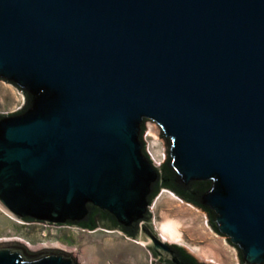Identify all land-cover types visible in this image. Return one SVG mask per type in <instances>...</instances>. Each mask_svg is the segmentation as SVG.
I'll return each instance as SVG.
<instances>
[{
    "label": "water",
    "instance_id": "obj_1",
    "mask_svg": "<svg viewBox=\"0 0 264 264\" xmlns=\"http://www.w3.org/2000/svg\"><path fill=\"white\" fill-rule=\"evenodd\" d=\"M2 80L25 98L0 114L6 215L117 231L196 264L151 223L168 183L240 264H264V0H0ZM148 121L164 138L160 168ZM0 264L77 263L1 244Z\"/></svg>",
    "mask_w": 264,
    "mask_h": 264
},
{
    "label": "rangeland",
    "instance_id": "obj_2",
    "mask_svg": "<svg viewBox=\"0 0 264 264\" xmlns=\"http://www.w3.org/2000/svg\"><path fill=\"white\" fill-rule=\"evenodd\" d=\"M24 104L21 92L0 81L1 115L16 112ZM151 127L157 132L149 134ZM143 136L151 160L160 168L166 160V150L159 127L146 122ZM150 207L151 223L162 240L182 246L198 263L240 264L237 249L212 230L203 209L166 188L158 191ZM1 239L5 241L0 245H20L30 254L59 251L76 258L77 264H150L152 259L148 248L117 231L97 228L90 232L80 227L22 223L0 209ZM38 245L43 248L33 249Z\"/></svg>",
    "mask_w": 264,
    "mask_h": 264
},
{
    "label": "flooded vegetation",
    "instance_id": "obj_3",
    "mask_svg": "<svg viewBox=\"0 0 264 264\" xmlns=\"http://www.w3.org/2000/svg\"><path fill=\"white\" fill-rule=\"evenodd\" d=\"M97 219H98L99 221H101L102 225L106 224L105 220H103L102 217H100L99 215H97V216L95 217L96 222H97ZM110 227H113V226L111 225ZM167 243H168V242H167ZM168 244L177 245V244H174V243H168ZM177 246H178V249L181 251V253L184 254V255L189 256V257L194 261V263H196V264H201V263H198V262L195 260V258H194L193 256H191V255H190V254H189V253H188V252H187L182 246H180V245H177ZM150 255H151V258H152L150 264H171L170 262H167V261H161V260L156 259L152 253H150Z\"/></svg>",
    "mask_w": 264,
    "mask_h": 264
},
{
    "label": "trees",
    "instance_id": "obj_4",
    "mask_svg": "<svg viewBox=\"0 0 264 264\" xmlns=\"http://www.w3.org/2000/svg\"><path fill=\"white\" fill-rule=\"evenodd\" d=\"M163 176H164V178H166L167 177V174L164 172L163 173ZM162 187H165V188H167V189H173L171 186H170V184H168V183H164V184H162ZM203 187H205V185L204 184H198V185H196L195 186V188L196 189H202ZM178 193V192H177ZM183 197H185V196H183ZM185 200L187 199L188 200V198H184Z\"/></svg>",
    "mask_w": 264,
    "mask_h": 264
},
{
    "label": "bare ground",
    "instance_id": "obj_5",
    "mask_svg": "<svg viewBox=\"0 0 264 264\" xmlns=\"http://www.w3.org/2000/svg\"><path fill=\"white\" fill-rule=\"evenodd\" d=\"M153 132H157V131H155L154 127H151L149 134H151V133H153ZM152 135H153V134H152ZM149 136H150V135H149ZM151 158H152V157H151ZM3 241H5V240H3V239L0 240V242H3ZM42 248H43V247H41L40 245H38V246H36V247H33V249H36V250H38V249H42ZM82 264H89V263H87V262H82Z\"/></svg>",
    "mask_w": 264,
    "mask_h": 264
},
{
    "label": "built area",
    "instance_id": "obj_6",
    "mask_svg": "<svg viewBox=\"0 0 264 264\" xmlns=\"http://www.w3.org/2000/svg\"><path fill=\"white\" fill-rule=\"evenodd\" d=\"M143 138H144V136H143ZM144 141H145V138H144ZM146 151H147V149H146ZM147 153H148V151H147ZM148 155H149V153H148Z\"/></svg>",
    "mask_w": 264,
    "mask_h": 264
}]
</instances>
